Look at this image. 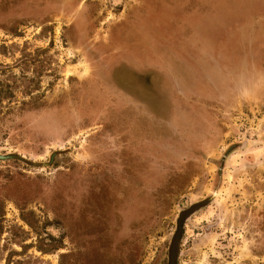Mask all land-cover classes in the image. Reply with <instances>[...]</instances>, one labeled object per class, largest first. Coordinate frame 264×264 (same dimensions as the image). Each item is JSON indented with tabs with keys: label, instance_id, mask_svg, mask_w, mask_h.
Here are the masks:
<instances>
[{
	"label": "rangeland",
	"instance_id": "374dc122",
	"mask_svg": "<svg viewBox=\"0 0 264 264\" xmlns=\"http://www.w3.org/2000/svg\"><path fill=\"white\" fill-rule=\"evenodd\" d=\"M0 91V264H264V0H0Z\"/></svg>",
	"mask_w": 264,
	"mask_h": 264
},
{
	"label": "trees",
	"instance_id": "16d2710c",
	"mask_svg": "<svg viewBox=\"0 0 264 264\" xmlns=\"http://www.w3.org/2000/svg\"><path fill=\"white\" fill-rule=\"evenodd\" d=\"M1 92V91H0ZM6 96H5V98L6 99H10L11 97H12V92H11V90H10V92H6V94H5ZM23 221H25V220H23ZM26 222V221H25ZM27 223V222H26ZM28 224V223H27ZM30 226V225H29ZM32 227V226H31Z\"/></svg>",
	"mask_w": 264,
	"mask_h": 264
},
{
	"label": "water",
	"instance_id": "95a60500",
	"mask_svg": "<svg viewBox=\"0 0 264 264\" xmlns=\"http://www.w3.org/2000/svg\"><path fill=\"white\" fill-rule=\"evenodd\" d=\"M6 157L0 155V160H4Z\"/></svg>",
	"mask_w": 264,
	"mask_h": 264
}]
</instances>
